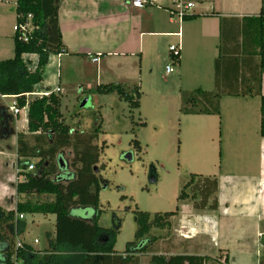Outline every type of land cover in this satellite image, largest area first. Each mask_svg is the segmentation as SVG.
Here are the masks:
<instances>
[{"label":"rangeland","instance_id":"374dc122","mask_svg":"<svg viewBox=\"0 0 264 264\" xmlns=\"http://www.w3.org/2000/svg\"><path fill=\"white\" fill-rule=\"evenodd\" d=\"M14 1L0 0V61L12 59L14 55ZM146 41L147 39L141 64L138 57L124 61L121 58V62H115L120 68L115 74H122L125 70L127 83L122 86L124 91L132 93L137 88L140 93L138 109L130 108L116 94L104 95L98 101H92L88 94L82 96V90L94 86L95 79L100 83L103 81H100V76L97 78L94 65L81 66L75 63L74 66L63 60L61 69L70 86L64 88L60 99V113L71 133L89 136L96 126L97 117L101 123L97 139L93 143L98 148L102 147L96 169L105 182V188H101L99 192L96 222L104 229H112L114 224L119 225L114 242V251L117 253L124 252L127 243L134 241L135 211L150 214L174 211L176 197L188 177V170L182 165L187 166L192 174L207 176L218 174L225 162L224 173H228L227 176L239 184V190L246 187L249 177L259 173L256 152L251 153L244 148L224 149L220 146L221 130L224 131L229 126L230 132L233 126H239L236 114L246 113L251 105H247L246 110V105H233L223 99L217 105L218 114L212 117L183 114L182 94L193 91L186 89L187 83H190L189 76L186 77L187 80H179L177 67H173L172 74L168 76L165 73L166 58L160 60L153 54L146 55ZM83 58L86 61V55ZM24 59L35 65L36 61H32L35 60L34 56H25ZM85 98L89 99L90 104L82 107L81 103ZM2 102L8 107L12 106L13 100L5 99ZM134 141L138 142L141 149L133 148ZM14 142L9 137L1 145L6 153V156L0 158V188L3 191L10 189V184H14L17 179L22 181L20 175L16 177L18 169L15 160L13 166L5 168L7 159H10L9 146ZM70 150L60 152L63 163L70 162ZM127 152L133 153L132 162L123 160V153ZM151 168L155 170L157 179L154 184L150 183ZM235 187L238 188L237 185ZM185 192L192 196L190 188ZM212 199L213 196L208 205L212 204ZM12 201L14 206L16 196ZM8 202L9 199L5 204ZM186 203L193 205L191 200ZM205 212L210 211L205 209ZM235 212L230 217L222 216L213 228H200V223L196 228H177L178 222L173 225L176 228H152L149 234L152 244L142 255H138L140 264H150V258L154 255L168 257L180 253L208 255L211 259L206 264H223L219 260L229 264L228 259H223V251L216 252L215 247L228 248L240 261L254 264L259 248L263 250L260 254L264 255V245L260 244V236L255 233L253 220ZM71 213L81 219H90L95 214L90 209L73 210ZM54 220L53 215H26L23 232L15 237V241L23 242L35 252L44 254L47 241L53 233ZM258 230L264 234V228ZM34 239L39 243L34 244Z\"/></svg>","mask_w":264,"mask_h":264},{"label":"crops","instance_id":"0c3cea01","mask_svg":"<svg viewBox=\"0 0 264 264\" xmlns=\"http://www.w3.org/2000/svg\"><path fill=\"white\" fill-rule=\"evenodd\" d=\"M132 1L62 0L58 9V25L67 54L49 57L43 69L39 89H52L57 86L60 88L58 95L62 97L64 88L70 86L69 80L63 77L61 72L63 60L74 66L75 63L81 66L94 65L97 78L100 76V81H103L100 83L95 79V85L86 87L81 94L82 96L88 94L92 101H98L104 95L94 93L96 86L108 84L126 86L125 70L122 74H115L120 69L119 64L115 62H121V58L124 61L138 57L141 64L145 39L146 55L153 54L152 56L155 55L160 60L166 58L167 64L168 47L179 45L181 55L174 67H177L179 80L189 76L190 85L187 83L186 89L193 91L200 89L205 93L218 94L219 104L224 99L233 105H246V110L247 105H251L246 113L236 114L239 126H233L230 132L228 126L224 130L226 133L221 130L220 146L224 149L244 148L251 153L256 152L259 173L249 177L246 187L243 186L242 190H239L240 186L233 178L227 176L228 173H224L225 162L223 167L219 168L218 174L199 175L214 176L217 179L216 210L208 213L205 210L195 211L189 204H181L179 212L169 219V228H176L173 226L175 222L179 223L177 228H196L198 223L200 228H213L222 216L230 217L233 215L232 212L236 211L235 213L253 220L255 233L260 236L258 229L264 228V138L259 136L260 101L258 97H241L237 94L242 86L253 78L260 53L262 50L264 52V17L260 21L261 14H264V0H181L183 3L193 4V8L187 11V18L182 20L170 14L174 7L168 0H144L146 5L142 9L134 8L131 5ZM13 3L15 5L16 0ZM260 25L263 26L261 35ZM85 55L86 61L83 58ZM97 56L99 61L93 63L91 59ZM36 60L35 57L32 61ZM128 66L130 67V64ZM172 72L167 75L170 76ZM260 87L264 95V72ZM2 101L0 100V137L6 134L8 135L6 138L12 137L15 141L11 146L8 145L10 159L5 163L7 168L9 165L13 166V160L15 163L18 161L16 135L21 133L28 138L29 134L26 130L27 111L21 110L16 116L1 112L2 108L6 109ZM5 140L0 139V158L6 156L1 146ZM28 144L32 147L33 139L29 138ZM182 167L188 170L190 175H197L192 174L187 166ZM19 173L17 170V178ZM21 178L23 181V176ZM22 181L17 179L14 184H10V189L4 191L0 188L2 209H14L12 199L16 196L15 185ZM235 185L238 186L237 189ZM7 199L9 202L6 205ZM190 217L192 219H189ZM259 249V252L256 251L254 264H264V255H261L263 250ZM219 250L223 251L222 254L225 255L223 259H228L229 264H245L228 248L215 247L216 252ZM219 261L224 264V261Z\"/></svg>","mask_w":264,"mask_h":264},{"label":"trees","instance_id":"16d2710c","mask_svg":"<svg viewBox=\"0 0 264 264\" xmlns=\"http://www.w3.org/2000/svg\"><path fill=\"white\" fill-rule=\"evenodd\" d=\"M61 1L16 0V21H19V17L31 15L32 23L38 29L29 36L27 43L19 41L14 35L13 58L0 61V95L18 96L40 90L43 69L49 57L67 54L58 25ZM262 14L260 21L264 17ZM186 18L187 16L183 19ZM262 33L263 26L260 25L259 34ZM29 55L37 58L34 66L23 58ZM263 72L262 50L253 78L237 94L241 97L259 98L261 138H264V95L260 89ZM132 91L125 92L119 84L98 85L94 89V93L98 95L116 94L130 108L138 109L140 93L137 88ZM29 99L26 125L29 136L27 138L21 133L16 135V164L23 181L15 185L17 201L14 209L4 210L0 207V264H14L15 254L16 261L23 264H140L138 255H142L149 246L148 241H152L147 238L150 229L153 226H168L169 219L176 212L150 214L135 211L134 241L127 243L124 252H115L114 242L119 225L114 224L112 229H104L96 222L99 192L103 187L96 169L102 147L98 148L93 143L101 128L99 118H96V126L89 136L71 133L60 113V95ZM218 100V94L196 89L182 94L181 111L185 115H217ZM25 101L24 96L17 98V107H24ZM2 111L6 112V109L2 108ZM6 137L8 135L5 134L0 139ZM29 138L33 139L32 147H29ZM133 147L140 149L137 141L133 142ZM64 149H71L72 157L68 166L60 158V152ZM29 165L33 166V172L27 171ZM189 186L192 188L195 210H216L218 182L214 176L191 175ZM212 196V204L208 205ZM179 199H184V195L179 196ZM88 209L95 213L90 219H81L71 213L73 210ZM26 215H53L55 218L53 233L47 241L44 254L35 252L24 243L23 250H15V237L23 232L25 225L24 218L19 219V216ZM85 215L87 217V213ZM210 259V256L194 254L168 257L154 255L150 258V264H206Z\"/></svg>","mask_w":264,"mask_h":264},{"label":"built area","instance_id":"2783aa9c","mask_svg":"<svg viewBox=\"0 0 264 264\" xmlns=\"http://www.w3.org/2000/svg\"><path fill=\"white\" fill-rule=\"evenodd\" d=\"M174 7L170 11V14L173 16H176L179 20H182L185 16H187V11H189L191 8H193V4L191 3H183L181 0H168ZM131 5L134 8L142 9L146 5V2L144 0H133L131 2ZM38 28L32 23V17L31 15H27L26 17H19V21H16L15 24L12 27V30L14 32V35L18 37V40L27 43L29 36L36 31ZM179 35V34H177ZM168 52H169V59H168V64L165 66V73L170 74L173 70V67L178 64L179 59H180V46L179 45H170L168 47ZM99 56L93 57L91 61L93 63H97L99 61ZM60 93V88L55 87L52 89H44V90H37L29 94H23V95H18V96H3L0 95V100H5L7 98H12V106L6 107V112L9 114L16 116L19 114L21 110H26L27 111V105L28 101L30 100L29 98H42V97H48L52 94L56 95ZM24 96L26 98L25 105L22 108L17 107V98ZM33 166L29 165L27 168V171H32ZM19 219H23V216H19ZM34 244L38 243V240L33 241ZM23 242L16 241L15 244V250L16 252L19 250H23ZM13 260L15 261L14 264H23L21 261H16V254L13 256Z\"/></svg>","mask_w":264,"mask_h":264},{"label":"flooded vegetation","instance_id":"af4514ba","mask_svg":"<svg viewBox=\"0 0 264 264\" xmlns=\"http://www.w3.org/2000/svg\"><path fill=\"white\" fill-rule=\"evenodd\" d=\"M140 147V146H139ZM134 148V147H133ZM134 149H136V148H134ZM141 149V148H140ZM137 150V149H136ZM123 160L124 161H126V162H132L133 161V153L132 152H127V153H123ZM66 165L68 166V163H66ZM100 167V166H99ZM101 168V167H100ZM100 170V169H99ZM99 172V171H98ZM98 176H99V174H98ZM153 177H156V174H155V170L153 169V168H151V171H150V183L151 184H153L152 182H151V180H152V178ZM100 178V177H99ZM100 180H101V178H100ZM101 183H102V185H103V187L102 188H105V182L104 181H102L101 180ZM190 188V186H189V182H183L182 183V185H181V189H180V191H179V193H178V195H177V197H176V205H175V209H174V211H166V212H176V214L179 212V209H180V207H181V204H189L191 207H192V209L193 210H195L194 208H193V205H191L190 203H186L187 202V200H191L192 202H193V200H192V196L191 195H188L186 192H185V190L186 189H189ZM190 191H192V188H190ZM184 195V199H179V196H183ZM205 210V209H204ZM195 211H201V210H195ZM95 215V214H94ZM96 215H97V212H96ZM174 217V216H173ZM135 222V221H134ZM117 225V224H116ZM152 228H160V229H162V228H169V226H163V227H152ZM151 228V229H152ZM151 229H150V231H151ZM149 234H150V232H149ZM147 238L149 239V235L147 236ZM149 240H151V239H149ZM148 241V240H147ZM152 241H148V243H149V245L150 244H152L151 243ZM147 243V244H148ZM147 246V245H146Z\"/></svg>","mask_w":264,"mask_h":264},{"label":"water","instance_id":"95a60500","mask_svg":"<svg viewBox=\"0 0 264 264\" xmlns=\"http://www.w3.org/2000/svg\"><path fill=\"white\" fill-rule=\"evenodd\" d=\"M90 98V97H89ZM90 104V101H89V99L88 98H85L83 101H82V103H81V106L82 107H86V106H88ZM187 171V170H186ZM188 172V171H187ZM188 177L186 178V180H185V182H189L190 181V174H189V172H188V175H187ZM156 181H157V179H156V177H153L152 178V180H151V182L154 184V183H156ZM260 244L261 245H264V234H261L260 235Z\"/></svg>","mask_w":264,"mask_h":264}]
</instances>
